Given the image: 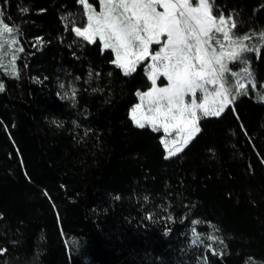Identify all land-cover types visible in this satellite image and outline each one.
Masks as SVG:
<instances>
[{"label":"trees","instance_id":"obj_1","mask_svg":"<svg viewBox=\"0 0 264 264\" xmlns=\"http://www.w3.org/2000/svg\"><path fill=\"white\" fill-rule=\"evenodd\" d=\"M87 3L99 10V0ZM209 4L247 37L260 90L264 0ZM0 18L23 49L14 76L0 70V264H264V248L231 251L198 200L176 205L163 190L252 175L251 150L264 165L258 91L200 118L197 135L166 158L163 133L129 117L151 88L148 60L126 76L100 41L77 37L87 23L79 0H0Z\"/></svg>","mask_w":264,"mask_h":264},{"label":"snow or ice","instance_id":"obj_2","mask_svg":"<svg viewBox=\"0 0 264 264\" xmlns=\"http://www.w3.org/2000/svg\"><path fill=\"white\" fill-rule=\"evenodd\" d=\"M80 2L87 11V26L75 27L73 31L89 43L99 37L103 45L102 50L110 48L115 53L116 60L113 63L122 68L126 76L136 70L137 63L149 56V46L161 44V36L166 35V42L159 51L151 55L152 63L148 66L151 69L149 79L152 80L153 87L146 94L140 95V99L142 104L147 103L148 115L144 120L152 125L153 130H157V122L165 133L178 125H191L184 144L199 132L196 127L197 106L193 102L186 107L185 94L194 95L198 89L206 91L207 84H215L218 79H222V73L228 71L224 64L225 59H240L241 53L253 50L241 46L239 51H236L230 47L225 53L223 45L219 54L215 49L209 50V32L213 27L218 32L223 31L224 40L229 41V31L224 30L223 26L231 21V17L226 21L221 13L217 22L210 14L211 5L207 0H200L196 8L191 7L187 0H181L179 3L170 0H100L99 13L86 0ZM157 6L163 8L164 12H158ZM23 11L27 12L28 9ZM13 31L12 27L0 20V39H3L4 33ZM37 41L39 42V38ZM240 43V40L230 41V45ZM157 75L167 78L168 87H156ZM2 89L3 86L0 85V90ZM239 89H243L242 84ZM225 93L226 89L224 93H217L221 99L220 105L214 109H205L204 115L219 116L224 111L225 106L235 99ZM200 107L204 108V105ZM140 108L141 105L133 108L131 119L137 127L144 128V120L137 117ZM180 151L182 147L177 145L175 151L169 149L168 156ZM3 251L5 250L0 249V252Z\"/></svg>","mask_w":264,"mask_h":264},{"label":"rangeland","instance_id":"obj_3","mask_svg":"<svg viewBox=\"0 0 264 264\" xmlns=\"http://www.w3.org/2000/svg\"><path fill=\"white\" fill-rule=\"evenodd\" d=\"M170 2L179 3L181 0H170ZM187 2L193 8L198 7L200 4V0H187ZM207 2L209 3V0H207ZM79 3L83 7L87 20V11L80 0ZM100 9L101 3L99 0V10H94L99 13ZM157 11L163 13L164 9L157 6ZM214 19L218 22L219 17H214ZM225 20L228 21L229 18H225ZM233 24L234 22L231 18V21L227 22L223 26L224 30L229 31V41L224 40L223 31L218 32L215 27L211 29L209 32L210 39L208 41L211 46L209 49L210 51L215 49L217 54H219L221 51V45H223L225 53L228 52L230 47L234 48L236 51H239L241 46L245 47L246 39L237 38L233 35ZM74 34L76 35L75 32ZM77 37L84 40L82 36ZM166 39V35H163L161 36V44L150 45L149 56L140 61L143 62L148 60V64L146 66V76L148 79L149 72H151V69L148 67L152 63L151 55L154 54L155 51H159L158 49L151 53V47L156 45H160L161 47L163 43L166 42ZM96 40L100 41L99 37H96L94 41ZM231 40H240L241 43L230 45ZM217 41L220 43L218 44ZM19 49H21V47L17 32L14 30L13 33H4L3 39H0V70L3 73L11 76L16 74V59L20 53ZM104 50L112 51L110 48ZM112 53L115 61L116 55L113 51ZM249 59V51L245 54L241 53L240 59H225L224 64L226 65L228 71L222 73V79H218L215 84H207L205 86L206 91L198 89L194 95L192 93L185 94V106H190L193 102H195L197 106L195 109L197 115L196 127L200 118L211 115H204L205 109H214L220 105L221 99L220 96L217 95L218 92L224 93V90L226 89L227 93L225 94L234 96L235 99L237 96L255 92L256 89L250 69ZM139 63H137V65ZM216 68L218 69L219 66L217 65ZM120 69L124 73L123 69ZM149 81L151 83V88L144 93L138 92L139 94H136L138 103L135 106L141 105L140 110L137 112V117L142 120H144V118L148 115V106L146 102L142 104L140 95L146 94L152 89V80L149 79ZM241 84L243 85V89H239V85ZM168 85L169 81L165 76L157 75V88L168 87ZM256 91H258L261 99L264 101V84L261 86L260 90ZM70 95L71 94L68 92L67 96ZM200 105H204V108H201ZM228 105H231V103L227 104L225 108ZM133 108L129 112L130 118ZM144 122L145 126L153 129L152 125L147 123L146 120H144ZM156 127V131H161L164 135L162 141H165L166 143L162 144L166 151V157L171 158L179 153L177 152L173 156H168L169 149L175 151L177 145H180L182 149L187 145L184 144L183 141L187 136L191 125H184L182 127L178 125L170 128L167 133L164 132L163 127L159 122H157ZM197 133H195V135L190 138L187 143H189L197 135ZM251 159L254 167V173L252 175L246 174L236 180L220 182L194 192H185L178 184H166L163 186L165 194L176 205H185L192 200H198L200 204L199 211L201 212L202 218L217 223L221 227L222 233L227 241L228 248L231 251L239 253H248L258 248H264V214L257 210L259 200L264 198V165L261 163L260 159L257 158L253 150H251Z\"/></svg>","mask_w":264,"mask_h":264}]
</instances>
